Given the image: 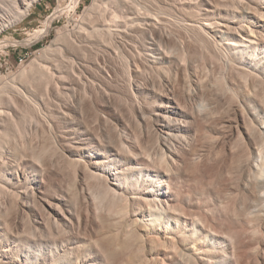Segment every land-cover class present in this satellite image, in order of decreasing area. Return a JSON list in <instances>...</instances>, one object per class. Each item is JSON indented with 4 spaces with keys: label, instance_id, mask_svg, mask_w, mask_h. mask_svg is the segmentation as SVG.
Instances as JSON below:
<instances>
[{
    "label": "bare ground",
    "instance_id": "1",
    "mask_svg": "<svg viewBox=\"0 0 264 264\" xmlns=\"http://www.w3.org/2000/svg\"><path fill=\"white\" fill-rule=\"evenodd\" d=\"M36 1L11 0L15 18ZM162 1L93 0L80 24L58 29L32 63L41 93L0 79V90L8 85L35 113L23 115L19 140L8 147L13 115L0 106V264H120L129 248L134 264H264V210L242 219L234 206L207 205L204 190L177 189L180 172L232 173L235 158L224 153L239 145L246 163L236 194L264 193V0H184V15L173 18ZM182 32L209 57L203 72L191 64ZM216 70L230 98L207 88ZM120 79L140 133L115 138L111 129L127 124L106 110ZM86 108L96 111L93 128L79 120ZM41 136L62 143L73 165L66 191L54 183L51 159L35 155ZM205 136L214 141L203 150ZM24 215L33 233L20 243Z\"/></svg>",
    "mask_w": 264,
    "mask_h": 264
},
{
    "label": "rangeland",
    "instance_id": "2",
    "mask_svg": "<svg viewBox=\"0 0 264 264\" xmlns=\"http://www.w3.org/2000/svg\"><path fill=\"white\" fill-rule=\"evenodd\" d=\"M11 1V0H10ZM9 0H0V24H4V29L0 33V79L9 77L13 78V85L18 87L22 92L27 93V85H31L35 90L36 94L42 92L44 80H39L38 78H33L30 74V67L34 61H39L42 57V53L45 48H47L55 38L58 29L66 26L68 29L76 28L79 23V17L83 13L84 9L91 4L93 0H76V4L71 0H37L29 8L26 15L21 19H16V10L13 3ZM106 1V0H100ZM147 1V0H139ZM184 0H164L163 9L165 16L181 17L184 15L180 10V5ZM222 2H220L221 4ZM4 8V9H3ZM192 13V12H188ZM182 35L185 37L184 41L187 42V36L184 32ZM188 58L191 64L200 72L205 70V62L209 58L203 51L200 42L188 41ZM219 67V65L217 64ZM26 73V74H25ZM29 73V74H28ZM28 74V75H27ZM23 75V76H22ZM221 74L216 70L211 74L208 82L207 88L212 92V94L227 98H230V93L223 89V81L221 80ZM234 83H238L237 79ZM8 84V83H7ZM6 84V85H7ZM1 86V83H0ZM179 89H182V85L178 83ZM230 87L236 88V85L229 84ZM9 86H4L0 90V106L3 107L5 111L11 112L13 115L14 123H7V129L5 133V144L10 147L12 146V141L15 144L18 142V133L22 129L23 115L27 114L35 115L33 108L26 103L21 95L8 88ZM235 90H239L236 88ZM113 106L110 111L106 110L107 114H110L113 110L118 112V116L127 124H118L111 131L115 133V138H117L118 133H133L139 135L140 129L138 125L132 121L129 117L131 112L130 102L127 97V86L121 79L113 86ZM37 96V95H35ZM53 99V97H51ZM10 99L14 101L16 108L10 104ZM11 100V101H12ZM56 100V99H53ZM62 98H59L58 102H61ZM57 101V100H56ZM199 99L195 98L192 105H197ZM54 102L50 103V107L53 108ZM104 102L102 99L95 98L94 105L97 108H103ZM264 105V102H263ZM216 108L221 110L219 104ZM53 112V111H52ZM96 111L93 108H86L83 111V118L79 120L82 122L83 126L93 128L95 127L94 116ZM22 115V116H21ZM191 129L196 130L197 126L195 124H190ZM221 128V126H219ZM223 131L227 132L228 128H222ZM41 141L37 142L35 155H39L45 159H51L54 172V183L57 187L62 188V190H67L68 183L73 179V165L68 161L67 153L63 151L62 143H53L50 140L44 139L43 136L40 137ZM15 139V140H14ZM214 139L205 136L201 143L204 144L202 149H206L207 145L213 144ZM45 142V145L40 146ZM146 140H141L139 146H148ZM120 147V145L118 146ZM28 151V149H27ZM149 151V150H148ZM228 161L235 158L234 167L232 168V173H224L221 176H215L216 173H209L207 176H202L196 170H190L188 175H184L182 172L179 174V179L177 183L178 193L186 192L189 193L190 190L202 191L205 193L203 195L204 200L207 205L218 206L227 205L228 208L234 206L239 216L244 219L245 216L250 212L259 211L260 208L262 212L264 208L262 207L261 199H264V193L262 190H252L251 192H246L244 195L241 193L236 194L234 190L235 184H240L239 169L246 163V156L243 152L241 146L236 145L229 152L224 153ZM242 155L243 157H240ZM253 182V179H250ZM1 191V190H0ZM199 197V195H198ZM3 200V195L0 192V202ZM262 202L261 204L259 202ZM14 204V203H13ZM7 205L6 203L4 206ZM17 207L12 205L11 210L7 211V215L10 214L9 219L12 220L15 215ZM226 210V209H225ZM20 211V210H19ZM228 218L227 210L224 211L223 215ZM25 218V231H20L19 239L20 243L25 240L30 239L33 233V229ZM232 219V218H231ZM240 223L239 218L235 219ZM237 225V222H234ZM229 226L232 223H225ZM12 232L14 228L10 226ZM235 227V226H234ZM238 227V226H237ZM239 230L238 228H234ZM131 248L124 249L122 262L120 264H134L130 261ZM134 251V248L132 247ZM119 264V263H114Z\"/></svg>",
    "mask_w": 264,
    "mask_h": 264
}]
</instances>
